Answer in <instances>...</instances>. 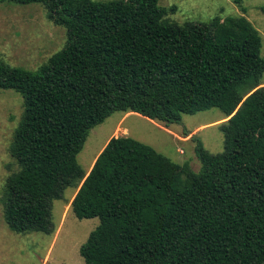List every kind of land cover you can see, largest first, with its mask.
Masks as SVG:
<instances>
[{"label":"trees","instance_id":"trees-1","mask_svg":"<svg viewBox=\"0 0 264 264\" xmlns=\"http://www.w3.org/2000/svg\"><path fill=\"white\" fill-rule=\"evenodd\" d=\"M0 2L40 4L66 33L37 73L0 63V90L24 106L2 203L12 232L52 234V203L75 188V217L99 219L83 264H264V60L244 17L179 26L158 0ZM212 108L227 118L223 151L198 140L197 173L129 137L111 138L87 177L77 163L113 113L168 126Z\"/></svg>","mask_w":264,"mask_h":264},{"label":"rangeland","instance_id":"rangeland-1","mask_svg":"<svg viewBox=\"0 0 264 264\" xmlns=\"http://www.w3.org/2000/svg\"><path fill=\"white\" fill-rule=\"evenodd\" d=\"M73 7L87 4H117L129 0H64ZM166 11L164 20L176 25L202 24L214 20L225 24L244 17L261 37L260 56L264 60V0H158ZM66 42L65 29L53 24L40 4L17 5L0 2V63L39 72ZM264 83V72L261 75ZM264 85V84H263ZM24 112L23 98L13 90H0V264H83L80 247L99 225L98 218L78 219L71 210L77 189L67 188L61 200L52 203L54 232L16 234L7 226L3 213L5 184L16 171L8 148ZM227 120L217 108L195 115H182L180 124L166 126L134 113H113L93 127L77 155V163L87 175L111 138L129 137L152 147L179 166L199 172L195 146L200 140L212 155L223 151L219 126Z\"/></svg>","mask_w":264,"mask_h":264},{"label":"water","instance_id":"water-1","mask_svg":"<svg viewBox=\"0 0 264 264\" xmlns=\"http://www.w3.org/2000/svg\"><path fill=\"white\" fill-rule=\"evenodd\" d=\"M259 82H261V80H260ZM87 176H88V174L86 175V177H87ZM86 177H85V178H86Z\"/></svg>","mask_w":264,"mask_h":264},{"label":"crops","instance_id":"crops-1","mask_svg":"<svg viewBox=\"0 0 264 264\" xmlns=\"http://www.w3.org/2000/svg\"><path fill=\"white\" fill-rule=\"evenodd\" d=\"M264 84V83H263Z\"/></svg>","mask_w":264,"mask_h":264}]
</instances>
